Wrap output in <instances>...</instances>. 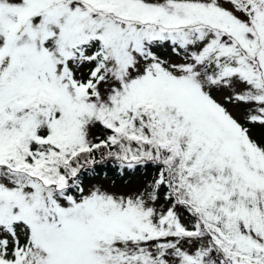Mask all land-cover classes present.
I'll use <instances>...</instances> for the list:
<instances>
[{
	"label": "snow or ice",
	"instance_id": "1",
	"mask_svg": "<svg viewBox=\"0 0 264 264\" xmlns=\"http://www.w3.org/2000/svg\"><path fill=\"white\" fill-rule=\"evenodd\" d=\"M0 264H264V0H0Z\"/></svg>",
	"mask_w": 264,
	"mask_h": 264
},
{
	"label": "trees",
	"instance_id": "2",
	"mask_svg": "<svg viewBox=\"0 0 264 264\" xmlns=\"http://www.w3.org/2000/svg\"><path fill=\"white\" fill-rule=\"evenodd\" d=\"M260 134V131H257V135ZM154 170L149 169L147 172L144 171H137V172H132V173H127V174H121L118 170L114 168V166L109 165L108 167L105 168V171L100 173L99 175H96L95 177H86L85 178V185L96 181L97 179H108L109 182L120 185L126 180H129L130 178H135V177H145L147 178L151 177L153 175Z\"/></svg>",
	"mask_w": 264,
	"mask_h": 264
},
{
	"label": "rangeland",
	"instance_id": "3",
	"mask_svg": "<svg viewBox=\"0 0 264 264\" xmlns=\"http://www.w3.org/2000/svg\"><path fill=\"white\" fill-rule=\"evenodd\" d=\"M146 178H147V176L141 177V178L140 177L130 178L129 180H126L125 182H123L120 185L113 184V183L109 182L108 179L100 178V179H97L96 181H93V182L85 185V187L87 188L88 186H91L94 184H100V185H103L104 187L110 188L113 191H126L132 187L138 186Z\"/></svg>",
	"mask_w": 264,
	"mask_h": 264
}]
</instances>
